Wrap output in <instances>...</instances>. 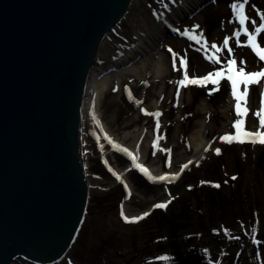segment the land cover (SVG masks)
<instances>
[{"label":"rangeland","instance_id":"374dc122","mask_svg":"<svg viewBox=\"0 0 264 264\" xmlns=\"http://www.w3.org/2000/svg\"><path fill=\"white\" fill-rule=\"evenodd\" d=\"M177 1L134 0L129 13L108 33L94 67H107L109 60L138 36L143 37L148 26ZM233 2L211 0L177 25L179 35L165 36L160 48L164 55L160 77H155L157 55L139 59L145 62L144 71L119 75L118 79L111 76L112 82L92 107L95 115L90 116L91 123L84 114L82 153L89 206L76 242L59 264H264V146L221 142V137L236 131L233 124L238 119L226 79L218 86L184 87L177 83L185 74L178 66V57H187L190 77L223 70L229 59L243 60L248 72L261 69L263 62L252 57L241 37L237 46L233 33L238 32V22L229 7ZM245 11L259 24L257 13H264V0H249ZM226 37L227 48L223 44ZM212 44L220 51L211 48ZM169 49L175 54V68ZM213 56L220 63H212ZM217 87L219 90L213 91ZM262 92L264 81L249 86L246 105L242 101L247 109L244 130L259 127L255 113L262 105ZM201 125L208 148L205 157L181 171L194 152L190 136ZM130 146L137 151L136 164L149 171L158 167L160 175H178V179L150 181L148 190L136 187L134 177L140 170L122 151ZM169 200L166 215L173 209L179 218L183 205L189 214L187 220L177 219L174 235L150 222L153 206ZM125 204L128 211L123 208ZM122 211L133 215L129 218L149 215L125 223L119 219ZM225 229L230 236L225 235ZM254 237L260 243H254Z\"/></svg>","mask_w":264,"mask_h":264},{"label":"water","instance_id":"95a60500","mask_svg":"<svg viewBox=\"0 0 264 264\" xmlns=\"http://www.w3.org/2000/svg\"><path fill=\"white\" fill-rule=\"evenodd\" d=\"M131 2L0 0V264H56L71 247L88 195L86 82Z\"/></svg>","mask_w":264,"mask_h":264},{"label":"bare ground","instance_id":"6f19581e","mask_svg":"<svg viewBox=\"0 0 264 264\" xmlns=\"http://www.w3.org/2000/svg\"><path fill=\"white\" fill-rule=\"evenodd\" d=\"M134 0H132L133 2ZM211 0H178L172 6L171 9H167L166 13H164L161 17H159L157 20H154L147 28V32L143 34V37L138 36V40L134 41L133 44H131L125 51H123L119 56L113 57V60H109V64L107 67L103 69H96L93 67L91 71L89 72L88 79L86 82V91H85V97H84V103L81 109L82 113V120L84 114L91 116V119L93 118V115H95L94 109L92 107H95L97 105V102L102 95L104 89L106 86L112 82L111 76H114L116 79L120 77L119 75H126L129 73H137L141 74L144 69L146 68L145 62L141 61L139 62V59H146V57L150 55H157L158 61L155 64V77H160L162 70H163V62L164 59L163 53H161L160 48L161 45L164 44L165 36H171L170 29H178L177 25L187 18L189 19L196 13L197 9H201L207 2H210ZM132 2L130 4H132ZM131 6V5H130ZM130 6L126 9L125 13L122 15V18L119 19L121 21L128 13ZM111 30V29H110ZM141 31L144 32V30L141 29ZM176 36V35H172ZM107 37V35H106ZM102 40L100 43L96 60L98 55L100 54L102 48L105 46V39ZM137 61L136 64L132 65V61ZM96 62V61H95ZM114 71V72H112ZM118 71L120 73H118ZM112 72V73H111ZM89 93V96L86 97V94ZM87 98V99H86ZM87 106V107H86ZM90 119V123H91ZM81 120V121H82ZM93 121V120H92ZM82 132L80 131L79 134V143H80V151L82 152ZM205 137H204V129L203 125L200 126L195 132L190 136V142L193 146V154L189 157L188 161L192 163L200 162L204 159L207 148V145L205 143ZM130 153H132L133 156H137V151L135 150V147H128L127 149ZM81 157L83 158V154H81ZM137 161V160H136ZM82 165L84 163L82 162ZM84 170V176H85V184L88 187V179H87V173L86 169L83 166ZM149 173L153 176L159 177V168L154 167L152 170L149 171ZM162 176V175H160ZM144 178L143 176H141ZM124 193V191H123ZM84 204L82 205V210L85 205V212L83 214L85 215L89 206V191L87 195V199ZM124 210L128 211V206L124 205ZM82 215V213H81ZM125 215V214H124ZM126 216V215H125ZM133 216L132 214L127 215L126 217ZM70 240L67 244H69ZM76 241L73 240L71 246L74 245ZM71 247L69 248V250ZM68 250V252H69ZM67 255L65 254L64 257L59 260L56 264H59ZM55 260H58L57 257L54 258ZM42 260V259H41ZM19 261H23L27 264H30L28 261L20 258H14L11 261V264H18ZM36 262H40V260H36ZM37 264V263H36ZM40 264H43L41 261Z\"/></svg>","mask_w":264,"mask_h":264},{"label":"snow or ice","instance_id":"6c2138e0","mask_svg":"<svg viewBox=\"0 0 264 264\" xmlns=\"http://www.w3.org/2000/svg\"><path fill=\"white\" fill-rule=\"evenodd\" d=\"M215 2V0H213ZM249 3V0H234L232 4L229 5V7L232 10L233 15L236 17L237 22L240 25V31L233 33V36L237 39V46H240L238 43V38L240 35H245L247 37V44L244 45L245 47H250L252 52L258 57V59L261 62H264V13L258 12L257 14L260 16L259 24H257V21L250 20L249 17L245 14V6ZM255 7V6H253ZM231 22V21H229ZM252 25V30L249 31L247 24ZM199 27L198 25L196 26ZM188 30H185L183 33L184 35H187ZM190 39L192 37H189ZM259 38V40H258ZM200 41L197 40V43ZM224 47L227 48L229 44V38L224 39ZM211 48L215 49L217 52L220 51L219 48H217L216 44H212ZM171 51V49H169ZM232 50L228 49V54L231 55ZM211 62L214 64L220 63L219 59H216L215 57L210 58ZM181 67H184L186 69L187 66V57H183L179 61ZM241 67H237V61L233 59H229L227 61V64L224 65V70L216 71V72H209L206 76L200 79H189L187 71L185 70L184 78L181 81H178V85L187 87L189 84H195V85H205L207 83H211L214 85H219L220 81L222 79H227L230 82L231 85V95L236 101L235 103V111L236 116L238 119L233 124V127L236 129L235 135H224L221 137L222 143L232 144L234 142L236 143H252V144H261L264 145V131L261 129H264V99H262V107L261 110L256 112L255 115L259 119V127L256 132H249L245 131L243 129V117L247 115V109L245 106H242V101L246 105V97L249 93V86L250 85H258L261 83V81H264V67H262L259 71H245V68L243 65L245 62L241 60L240 62ZM176 66V59L175 54H173V67ZM225 70L227 72V75L225 76ZM243 85V92H240V86ZM219 87L214 88L213 91H218ZM212 92H209V95H211ZM177 95H179V91L177 92ZM262 97H264V92H262ZM155 116H159L160 113H155ZM158 123H157V130H158ZM162 138V137H161ZM109 143L111 141L109 140ZM155 146V145H154ZM127 155H129L134 163V166L138 168L150 181L153 182H169L170 179H178V175L172 178H169L168 176H153L149 173V170L139 164H136L135 161L138 159V156H133L132 153L128 152L127 149H123ZM170 151V150H169ZM207 151V149H205ZM215 153L217 155L220 154V149H215ZM191 163V162H189ZM188 167L187 164L183 165L181 168V171L186 169ZM117 179H120V177H117ZM235 179V177H233ZM204 183V182H202ZM213 187H219V185H213ZM171 203V200H169L167 203H159L154 205V208H160L164 209L168 206V204ZM122 217L125 219V222H137L138 220L144 219L149 213H144L141 217L131 218L124 216L123 211L121 212ZM255 232V229H253V234ZM225 235H231V233L225 229ZM238 239V237H236ZM254 243H260V241H256L255 237L253 240ZM206 251V250H205ZM222 255L225 253H221ZM167 259V258H165ZM211 264V262H209Z\"/></svg>","mask_w":264,"mask_h":264},{"label":"trees","instance_id":"16d2710c","mask_svg":"<svg viewBox=\"0 0 264 264\" xmlns=\"http://www.w3.org/2000/svg\"><path fill=\"white\" fill-rule=\"evenodd\" d=\"M134 183L136 187H139L141 189L148 190L149 183L143 179L140 175H137L134 177ZM116 198V197H113ZM173 209L166 215L162 212H155L151 218V221L154 225H156L158 228H162L166 230L169 234L174 235L175 232L178 230V223L177 219L181 220H187L189 217L187 206L183 205L182 210H180V213L178 214L179 218H177V215L175 212L173 213Z\"/></svg>","mask_w":264,"mask_h":264}]
</instances>
